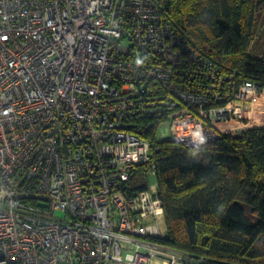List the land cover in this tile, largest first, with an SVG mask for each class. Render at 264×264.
<instances>
[{
    "label": "built area",
    "instance_id": "2783aa9c",
    "mask_svg": "<svg viewBox=\"0 0 264 264\" xmlns=\"http://www.w3.org/2000/svg\"><path fill=\"white\" fill-rule=\"evenodd\" d=\"M203 62L155 0H0V264H186L147 240L158 126L192 147L264 110Z\"/></svg>",
    "mask_w": 264,
    "mask_h": 264
},
{
    "label": "trees",
    "instance_id": "16d2710c",
    "mask_svg": "<svg viewBox=\"0 0 264 264\" xmlns=\"http://www.w3.org/2000/svg\"><path fill=\"white\" fill-rule=\"evenodd\" d=\"M155 1L203 63L226 76L223 87L264 88V58L248 52L264 0ZM153 148L166 233L147 240L181 253L186 264H264V117L238 135L192 147L161 138Z\"/></svg>",
    "mask_w": 264,
    "mask_h": 264
},
{
    "label": "rangeland",
    "instance_id": "374dc122",
    "mask_svg": "<svg viewBox=\"0 0 264 264\" xmlns=\"http://www.w3.org/2000/svg\"><path fill=\"white\" fill-rule=\"evenodd\" d=\"M248 52L253 56H258L264 58V2L260 6L259 10L255 13V23H254V32L251 38L250 46L248 48ZM260 104L264 105V98L259 99ZM256 111L257 115L261 120L264 117V110H261L260 112ZM257 117L253 118L252 127L255 126V121ZM260 123V122H259ZM158 127H161V132L157 130L155 132V137L157 140L161 139L165 134H167V129L164 126V122L160 123ZM245 128V127H244ZM238 132L240 129H237ZM237 131H234L235 134H237ZM150 183H154L153 177L149 176ZM57 216H61V212L57 211Z\"/></svg>",
    "mask_w": 264,
    "mask_h": 264
},
{
    "label": "crops",
    "instance_id": "0c3cea01",
    "mask_svg": "<svg viewBox=\"0 0 264 264\" xmlns=\"http://www.w3.org/2000/svg\"><path fill=\"white\" fill-rule=\"evenodd\" d=\"M260 123L258 125H262L263 124V118L262 120L259 121Z\"/></svg>",
    "mask_w": 264,
    "mask_h": 264
}]
</instances>
